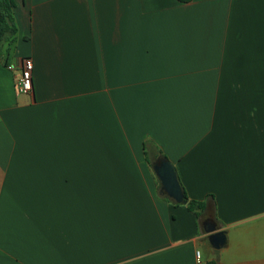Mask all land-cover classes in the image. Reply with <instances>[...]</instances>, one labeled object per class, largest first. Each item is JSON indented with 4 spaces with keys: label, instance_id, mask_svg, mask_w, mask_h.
I'll use <instances>...</instances> for the list:
<instances>
[{
    "label": "crops",
    "instance_id": "1",
    "mask_svg": "<svg viewBox=\"0 0 264 264\" xmlns=\"http://www.w3.org/2000/svg\"><path fill=\"white\" fill-rule=\"evenodd\" d=\"M13 17L0 264H264V0H14ZM160 157L203 209L159 193Z\"/></svg>",
    "mask_w": 264,
    "mask_h": 264
},
{
    "label": "water",
    "instance_id": "2",
    "mask_svg": "<svg viewBox=\"0 0 264 264\" xmlns=\"http://www.w3.org/2000/svg\"><path fill=\"white\" fill-rule=\"evenodd\" d=\"M152 170L159 180V193L168 197L175 203L185 204L187 199L183 195L174 165L166 158L160 157L152 164ZM204 231L209 245L216 250L226 244L225 231L219 229L216 223L206 222Z\"/></svg>",
    "mask_w": 264,
    "mask_h": 264
},
{
    "label": "trees",
    "instance_id": "3",
    "mask_svg": "<svg viewBox=\"0 0 264 264\" xmlns=\"http://www.w3.org/2000/svg\"><path fill=\"white\" fill-rule=\"evenodd\" d=\"M179 2H186L189 0H177ZM13 7L14 0H0V55L2 54V46L3 44L9 45L15 38L16 34V25L14 23L13 17ZM183 190V195L186 199H188L185 190ZM187 208L189 210L203 209L204 203L202 201H195L189 199L187 202ZM196 215L198 213L196 212ZM201 264H217L216 260H206Z\"/></svg>",
    "mask_w": 264,
    "mask_h": 264
},
{
    "label": "built area",
    "instance_id": "4",
    "mask_svg": "<svg viewBox=\"0 0 264 264\" xmlns=\"http://www.w3.org/2000/svg\"><path fill=\"white\" fill-rule=\"evenodd\" d=\"M32 60L30 57H22L20 60V76L16 81L18 93H28L32 89ZM10 68V67H9ZM196 259L199 258V251L195 253Z\"/></svg>",
    "mask_w": 264,
    "mask_h": 264
},
{
    "label": "rangeland",
    "instance_id": "5",
    "mask_svg": "<svg viewBox=\"0 0 264 264\" xmlns=\"http://www.w3.org/2000/svg\"><path fill=\"white\" fill-rule=\"evenodd\" d=\"M213 252H214V253H216V254H214V255H215V257H220V255H221V252L219 253V250H216V251L214 250ZM218 253H219L220 255H218ZM222 253H223V252H222ZM221 256H222V255H221Z\"/></svg>",
    "mask_w": 264,
    "mask_h": 264
}]
</instances>
